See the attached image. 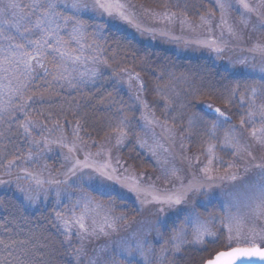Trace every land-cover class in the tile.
<instances>
[{
  "label": "rangeland",
  "instance_id": "374dc122",
  "mask_svg": "<svg viewBox=\"0 0 264 264\" xmlns=\"http://www.w3.org/2000/svg\"><path fill=\"white\" fill-rule=\"evenodd\" d=\"M211 1L214 4L211 18L205 14L199 15L196 20H190L166 10H151L131 0H119L124 5L126 15L131 23L120 21L114 17H107L98 11L94 13L81 12L80 17L87 21L89 25L95 24L99 29L100 27L103 28L104 25H110L112 28L126 31L130 37H134L138 42L163 46L180 56L203 57L211 59L214 64H222L224 71L232 75H240L234 81V87H231V89L239 88L242 92L248 85H258L264 79V74L259 71L264 66V57L254 54L250 49L258 43H264V34L254 29V25L258 23L256 16L260 12H264V8L260 7L262 0H244L245 3L254 7L253 13L246 12L237 4L236 0H227L232 4V10L225 15L223 22L219 11L215 9L216 0ZM5 2L6 0H0V5ZM16 2L27 5L32 0H16ZM60 7L66 14L71 13V9H63L62 5ZM7 15L10 19L11 12ZM243 20L249 21L247 26L242 22ZM221 23L223 24L222 29L217 26ZM0 27L7 29L12 35H17L11 24L4 22L3 17H0ZM93 30L92 27L88 28L89 33ZM232 32H236L239 38L231 35ZM98 35L95 38L90 37L85 45L83 55L86 64L81 66L82 70L84 67H93L91 63L92 55H98L102 61H105V57L99 54L100 52L95 51L94 46L97 44V40L100 39ZM206 41L208 43H205ZM212 41H215V43L209 46ZM0 42L7 43L2 37H0ZM88 45L93 46L91 50ZM242 59L247 61V66H242L239 63ZM98 67L104 73L109 71L107 63H102ZM218 76L221 75H217L216 79ZM131 77L138 82V87L141 86V80L136 75H131ZM212 102L221 103L217 99H213ZM227 105L229 107L225 115L230 118V123L226 122L221 125L217 129L214 138L200 125L197 128V131L200 132V138L194 141L191 147H188L186 140L181 138L173 127L158 122L153 126L150 125L139 136V141L135 146L137 150L130 153V155L127 154L129 158L140 157L142 160L141 166L146 169L144 171L137 172L121 159L120 153L127 142L125 137L123 146L119 149L115 147L121 134H114L96 145L93 142L79 140L78 138L67 143L68 147L75 145L80 150L78 158L81 160L90 153L91 158L97 163H104L110 153L113 168H126L122 174L123 179L141 183L142 187L150 188L158 195H172L183 190L187 200L180 205L169 207L168 205L158 204L151 196L147 197L142 204L133 193L121 185L91 172V170H83L77 176L67 180V184L59 186H50L46 182L43 185H37L36 181L29 177V182L24 184V189L28 195L38 199L31 206L26 200L25 202L33 209L40 202L45 204L52 200L62 217L63 230L67 229L69 234H75V236L78 232L87 234V239L83 241L78 239V241L80 242L79 247L83 243L86 252L90 254L87 257L88 264H110L113 256L127 259L129 264H176V261L183 258V252L190 248L198 257L196 256L192 260L193 262H189L191 261L189 258L184 259L182 264H202L203 260L209 258L211 254L218 250L246 246L242 238L241 240L236 239V231L233 230L230 247L229 233L227 229L222 228L219 220L229 210L233 214L237 212L244 214L250 213L255 207V197L259 195V189L253 186L261 183V171L255 165L264 163V146H262L260 131L257 130V136L253 139L252 126L247 122L241 123L245 117L244 109L247 105L241 107L239 97L234 99L232 103L227 102ZM206 111L211 116H206L205 119H220L215 117L209 109ZM255 119L258 126L259 117ZM230 128H233L234 134L240 140L238 152L232 147L224 146V135ZM241 132H243V138L240 136ZM140 142H146L153 146L159 144L157 156L153 157L147 149L139 147ZM248 145H251V147H248ZM209 147L212 148L210 154L207 151ZM59 149L61 150L60 146ZM98 151L102 152L103 156L97 155ZM249 153H252V155ZM66 154L67 151L56 157L52 154V148L48 146L47 149L41 152L44 159L40 160L38 164L27 163L28 168L20 166L19 169L24 173L25 171L31 173L32 176L38 177L41 181L65 180L66 167H61V163L64 162L63 157ZM53 158L57 159L54 160ZM48 159L52 160L51 164L60 163V167L58 169H53L51 165L48 167ZM117 160H119V165L116 163ZM209 160L212 162L209 163ZM205 169H207V172H205ZM233 175L236 177L234 180L230 178ZM146 177L147 180L145 181ZM201 183L211 184L212 186L200 188ZM190 185L191 187H189ZM57 187L60 190L59 198L56 196ZM81 187L93 198V203L87 206V209L80 200L82 193L72 190ZM111 193H115L120 197L118 199L112 198L116 202L119 213L124 208L126 213L132 216L135 210L136 212L139 210L137 217L141 218V214L144 212L143 218L140 220L135 218L131 221L120 220L119 218L125 217V214L115 215L113 213L115 207L109 206L108 202L106 203L103 200V203L101 200L102 197ZM245 193L253 198L247 202L248 206L245 207L242 204L239 209L232 207L233 199ZM119 199H124L126 202L120 204ZM128 201H132L133 204ZM162 207L165 211L160 212L159 209ZM195 215H200L201 220H207L210 215L215 217V225L209 224V227L216 237H220V232L223 231L224 234L220 237L221 243L212 244L208 242L210 238H206L202 244L183 243L177 250L173 246L174 242L170 243L169 241L185 220H188V224L191 225ZM105 217L108 218V223L114 224V228L107 226ZM169 219L173 221L181 219V221L168 226L165 223ZM81 224L83 228H81ZM251 226L250 223L244 224L243 232H247ZM101 228H103V232L100 231ZM256 229L257 231L264 229V218L256 222ZM137 233H149L145 243L150 242L151 247L144 261H141L135 255L131 258L125 257L118 249V244L124 241L131 242L134 247L135 240L133 237ZM260 243H264V241ZM203 249L206 250L203 251ZM201 253H203L202 258H200Z\"/></svg>",
  "mask_w": 264,
  "mask_h": 264
},
{
  "label": "snow or ice",
  "instance_id": "6c2138e0",
  "mask_svg": "<svg viewBox=\"0 0 264 264\" xmlns=\"http://www.w3.org/2000/svg\"><path fill=\"white\" fill-rule=\"evenodd\" d=\"M237 4L242 7L246 12L253 13L254 7L244 0H236ZM71 9L70 14H66L61 9ZM168 7V5H164ZM172 7L180 8L181 5L174 4ZM187 8L185 4L183 6ZM260 7L264 8V0H262ZM215 9L219 11L221 21H224L225 15L232 10V4L227 0H216ZM101 12L107 17H114L120 21L131 23V20L126 15L124 5L119 0H32L27 5H21L16 0H6L3 5H0V17H3L4 22L10 23L11 27L15 30L17 35H12L7 29L0 27V37L3 38L7 43L0 42V123L8 124L12 127V122L16 120L17 113L21 114L25 119L18 124L19 129H23L25 134L26 142L29 143L28 155L25 157L20 154L13 153L15 159L9 160L5 171L11 174L14 167H20L17 161H23L25 163L38 164L40 160L44 159L41 155L45 149L48 148L49 142L47 140L37 141L32 136V130H36V125L32 124L27 117L30 115L28 111L29 105L27 101L36 102L33 98L39 93L41 96L42 92L34 84L36 79H43L46 83L52 84V86L59 88H75L80 89L81 87L94 83L98 79L104 78V72L101 71L98 65L106 63L102 61L98 55L91 56V63L93 67H84L86 64L85 57L83 55L85 45L88 39L95 38L100 29L94 25H89L87 21L80 17L81 12ZM11 12V18H8V13ZM205 14L211 18L212 13L205 9ZM203 19V17H201ZM256 19L258 23L254 25L255 31L264 34V12H260ZM245 26L249 23L248 20L242 21ZM223 27V24L217 25ZM92 27L94 30L88 32V28ZM235 38H239L236 32H232ZM95 43V41H94ZM205 43H208L207 41ZM212 41L211 44H214ZM89 49H92V45H88ZM95 51L99 53L101 46L95 44ZM254 54H258L264 57V43H258L254 48L250 49ZM239 63L242 66H247L246 60H240ZM51 65V67H49ZM255 70V69H253ZM259 71L264 74V66ZM115 73V70H113ZM131 78L130 73H126ZM139 76V73H137ZM51 78L50 80L48 78ZM111 78V76H110ZM122 81L123 77H119ZM140 91L147 92L148 88L145 85H141ZM140 91L137 92L136 100L141 103L145 112L147 111V104L141 101ZM250 93V95H249ZM199 94V89L194 90L190 98L187 100V105L191 109L197 107L195 101ZM239 97V105L243 107L245 104L247 107L245 110V117L241 123L247 122L252 126V137L253 139L257 136V130L260 131L262 146H264V79L261 82L253 85H248L241 92L239 88L229 89L225 94H221L219 97L221 100L228 103H232L234 99ZM259 101V103H257ZM202 107H206L215 114V117L220 119H205L204 116L198 113H193V118L189 119V124L193 123L195 119L202 127L205 128L206 132L211 136L215 137L217 129L224 123H230V118L225 115L219 107L213 108L212 104H204ZM116 123L113 125L109 123L108 127H115L118 131H121V135L117 139L115 147L117 149L123 146L124 138L126 136L139 140V137L135 136V125L133 124L134 114L129 115V109L118 108L114 114ZM256 117H259V125L257 126ZM111 119V118H110ZM140 119L145 121L147 124H152L153 120H148L142 113ZM87 125V121H85ZM210 125V128H209ZM83 127V125L79 126ZM234 128V126H233ZM233 128H230L224 135V146L232 147L239 150L240 140L237 139L234 134ZM127 129V131H123ZM57 129H51L49 131H56ZM41 137H43L45 130L41 128L38 130ZM238 131V130H237ZM73 135H76L74 132ZM99 136L100 133L96 132ZM243 138V132L240 133ZM7 138V137H6ZM82 139V138H81ZM61 148L67 147V154L63 157V163L61 167H66L64 176L65 180L52 179L48 181H41L38 177L32 176L31 173L25 171V175L34 179L37 185H43L48 183L51 185H62L67 184V180L77 176L78 173L83 170H91V172L98 174L99 176L106 178L108 181L115 182L133 193L138 200L143 204L147 197L151 196L152 199L162 205H180L186 202L187 196L182 190L175 192L172 195H158L150 188L141 186V183L135 181H128L122 178L123 172L126 168H113L111 166V154L109 153L108 159L104 163H97L91 158V154L85 155L81 160L78 158L79 149L73 145L68 147L63 141L59 142ZM139 147L147 149L151 156H157V150L160 145L155 146L149 145L146 142H140ZM251 147V145H248ZM208 153L212 152V148H208ZM252 155V153H249ZM97 155L103 156V153L98 151ZM5 158L6 155H5ZM255 158V157H253ZM159 162V161H158ZM212 161L209 160V163ZM119 165V160L116 161ZM139 167V164H136ZM256 168L260 169L261 176L258 187L259 195L255 197L256 204L250 213L236 214L227 212L219 220L222 228L227 229L229 236V244L231 247L233 230L236 231V239H243V243L246 246L231 247V250L221 251L214 258H210L207 264H264V229L257 231L256 222L261 218H264V163L255 165ZM175 170L173 169V172ZM207 172V169H205ZM19 179V177H17ZM235 179L233 175L230 177ZM211 179V177H209ZM147 177L145 178V181ZM10 183V181L0 180V184ZM211 184L201 183L200 188L211 187ZM191 187V185L189 186ZM18 190L24 194V199L33 205L37 201V197L27 194V191L23 187H19ZM73 191L81 192V202L87 206L93 203V198L81 187L73 188ZM56 196L59 198L60 190L57 187ZM253 199L246 193L233 199L232 207L239 209L241 205L247 207L248 201ZM110 205H115L112 200L108 201ZM160 212L165 211L162 207L159 209ZM56 219L52 220V226L58 231L60 230V223L62 217L59 211L55 213ZM125 220L126 217L119 218ZM105 223L109 228H114L113 223H108V218L105 217ZM216 223L215 217L211 215L207 220H201L200 215H195L191 225L188 224V220H185L176 230L171 238L170 243L174 242L173 246L179 250L180 245L183 243L190 244H202L206 238L209 243L219 244L221 243L220 237L223 236V231L220 232V237H216L215 233L212 232L209 224L213 226ZM246 223H250L252 226L247 232H243V226ZM81 228L83 225L81 224ZM103 232V228L100 229ZM95 234V233H93ZM149 233H137L133 239L135 240V246L133 247L131 242L124 241L118 244L119 252L123 256L131 258L137 256L144 261L146 254L150 250V242L145 243L147 235ZM30 235L34 233L30 232ZM65 240L59 242V247L56 246L58 243L54 238L52 244L48 246V250L45 253H39L35 246L30 244V240L16 239L8 241L0 240V264H59V257L71 256L72 261L75 264H83L81 257L86 256V248L83 243L80 247L75 249L74 252H70L71 249V236L68 234L67 229L64 230ZM77 239L81 241L87 239V234L77 233ZM68 247L65 248L64 245ZM69 261L68 264H72ZM110 264H129V260L120 259L118 256H113Z\"/></svg>",
  "mask_w": 264,
  "mask_h": 264
},
{
  "label": "trees",
  "instance_id": "16d2710c",
  "mask_svg": "<svg viewBox=\"0 0 264 264\" xmlns=\"http://www.w3.org/2000/svg\"><path fill=\"white\" fill-rule=\"evenodd\" d=\"M131 1L151 10H166L190 20H196L199 15H205V9L211 12L214 5L211 0ZM174 4H179L181 7H172ZM185 4L187 8L183 7ZM164 5H168V7H164ZM100 30L98 35L100 39L97 40V44L101 46L99 54L105 57V62L109 66V71L104 73V78L89 83L80 89L54 88L52 84L46 83L43 79L34 81L43 95L37 93L33 98L36 101L34 104L31 100L27 101L31 105L28 109L30 115L27 119L36 125V130H32V136L37 141L47 140L54 156L58 157L67 151V147L59 149L60 141L67 145L68 141L78 138L93 142L96 145L114 134H121V131L115 127H108L109 123L113 125L116 123L114 114L118 108L129 109V115L134 114L135 136L139 137L150 125L153 126L158 122L173 127L177 134L186 140L188 147H191L192 143L200 138V132L197 131L200 124L195 119L191 125L189 124V119L193 118L194 112L204 117L211 116L206 111L207 109L202 107L204 104H212L213 107H219L224 112L228 110L227 102L219 97L222 93L226 95V90L234 87V81L240 75H232L224 71L222 64H214L208 58L180 56L166 47L138 42L134 37H130L126 31L112 28L110 25H104L103 28L100 27ZM126 73L136 76L139 73L137 77L141 80V85L143 84L148 88V91H140L141 86H137L138 82L132 77L129 78ZM217 75L221 76L216 79ZM119 77H123V80L121 81ZM196 89H199L195 101L197 107L191 109L186 106L187 100ZM138 91H140L141 101L147 104L146 112L141 103L136 100ZM213 99L220 100L221 103H214L212 102ZM142 113L148 120L154 122L147 124L141 120ZM24 119L21 114L17 113L11 128L8 124L0 123V180L10 181V183L0 184V240L10 242L16 239H28L39 253H45L48 246L52 244L53 238L58 242L57 247H59V242L65 240L61 223L59 231L52 226V220L56 219L57 208L52 200L45 204L40 202L33 209L30 208L25 202L24 194L18 190L19 187L24 188V184L29 182V177L19 167H14L11 174L5 171L8 161L15 159L13 153L22 154L25 157L28 155L29 143L26 142L23 129L18 128V124ZM85 121H87V125H85ZM81 125L83 127H79ZM41 128L45 130L43 137L38 131ZM51 129L57 130L49 131ZM123 131L126 132L127 129ZM74 132L76 135H73ZM96 132H99L100 135L97 136ZM126 139V145L120 153L121 159L137 172L146 170L141 166L140 157L129 158L127 156V154L130 155L137 150L135 146L139 140L129 136H126ZM53 159L56 160L57 158ZM47 161L48 167L49 165L53 169L60 167V163L51 164V159ZM17 163L27 167V163L23 161H17ZM136 164L140 166L137 167ZM112 198L118 199L120 197L111 193L102 197L101 200L102 202L105 200L107 203ZM123 200L119 199L120 204L126 202ZM130 203L133 204L132 201ZM108 205L110 206V204ZM111 206L115 207L113 212L115 215L124 213L126 220L129 221L137 219L140 212L135 210L131 216L126 213V209L123 208L119 213L116 204ZM141 216L143 218L144 212ZM180 221L181 219L174 221L169 219L165 224L171 226L175 225L174 222L179 223ZM30 232L34 235H30ZM69 235L72 245L69 251L74 252L75 249L79 248L80 242L75 234ZM64 247L67 248L68 245L65 244ZM205 250L203 249V251ZM219 251L221 250L203 260L202 264ZM202 254L200 258H202ZM89 255L86 252V256L81 257L83 264H88L87 257ZM196 256L193 249H186L183 252V258L176 261V264H182L183 260L188 258L191 260L189 262H193L192 260ZM69 261H72L71 256L59 257V264H68ZM72 264H75V261H72Z\"/></svg>",
  "mask_w": 264,
  "mask_h": 264
},
{
  "label": "water",
  "instance_id": "95a60500",
  "mask_svg": "<svg viewBox=\"0 0 264 264\" xmlns=\"http://www.w3.org/2000/svg\"><path fill=\"white\" fill-rule=\"evenodd\" d=\"M229 250H231V249H229ZM224 251H228V250H224ZM220 252H221V251H220ZM218 253H219V252H218ZM218 253H217V254H218ZM217 254H216V255H217ZM214 257H215V256H214ZM214 257H213V258H214ZM204 264H207V261H206Z\"/></svg>",
  "mask_w": 264,
  "mask_h": 264
}]
</instances>
